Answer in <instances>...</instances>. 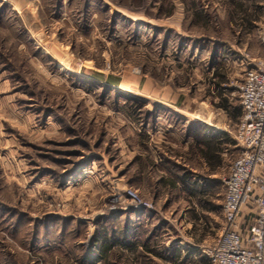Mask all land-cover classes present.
<instances>
[{
    "label": "rangeland",
    "instance_id": "374dc122",
    "mask_svg": "<svg viewBox=\"0 0 264 264\" xmlns=\"http://www.w3.org/2000/svg\"><path fill=\"white\" fill-rule=\"evenodd\" d=\"M263 30L264 0H0V264H211L236 151L213 176L191 139L234 137Z\"/></svg>",
    "mask_w": 264,
    "mask_h": 264
},
{
    "label": "built area",
    "instance_id": "2783aa9c",
    "mask_svg": "<svg viewBox=\"0 0 264 264\" xmlns=\"http://www.w3.org/2000/svg\"><path fill=\"white\" fill-rule=\"evenodd\" d=\"M234 87L242 107L237 152L225 179L223 227L204 255L211 264H264V60H253ZM127 195L135 209L153 210L135 191Z\"/></svg>",
    "mask_w": 264,
    "mask_h": 264
},
{
    "label": "crops",
    "instance_id": "0c3cea01",
    "mask_svg": "<svg viewBox=\"0 0 264 264\" xmlns=\"http://www.w3.org/2000/svg\"><path fill=\"white\" fill-rule=\"evenodd\" d=\"M206 133H207L206 136L208 137V140H206V142H200L198 140L194 141L193 139H191L192 140L191 143H192L193 148L198 149V152L200 153V157L204 160L206 166L209 168V171L213 174V176H216L222 169V166L224 163L223 157L225 155H228V152H229V150L225 151V148H224L225 145L234 149L232 152L233 154H234V151L237 152V145H236V142L234 141V137L224 136V134L222 132H219V130L217 129H211L209 134L208 132ZM208 144L210 146L211 154H212V157L210 158L209 161L206 158V153L208 152ZM193 194L195 195L196 193L193 192ZM103 247H100V246L98 247L99 258L98 259L93 258V260L91 262L88 261L87 264H102L103 263L101 259ZM137 250L139 251L142 250V247H138ZM109 255L110 253L108 254V256ZM75 264H83V263L76 262Z\"/></svg>",
    "mask_w": 264,
    "mask_h": 264
},
{
    "label": "trees",
    "instance_id": "16d2710c",
    "mask_svg": "<svg viewBox=\"0 0 264 264\" xmlns=\"http://www.w3.org/2000/svg\"><path fill=\"white\" fill-rule=\"evenodd\" d=\"M215 75L216 77L219 78V72H216ZM223 82H224V79L221 80V82H215L214 87L217 89V94L219 95V98H220V104L218 105V107L228 112L231 105H230L228 96H226L225 94L227 91H226V88H224L225 86L223 87V84H222ZM236 109L237 111H236V114L234 115V118L239 122L241 115H242V107L238 106ZM211 157H212L211 149L208 144V152L206 153V158L209 161ZM96 241L98 242V240ZM125 246L129 249V251L133 255H135V259H134L135 261L140 260L142 261V264H145L147 259L145 258L142 252H139V250H137L138 245H136L135 243H132V244H126ZM142 249L143 250L145 249V251H150V249L145 245L142 247ZM111 250H112L111 245L108 243L103 247L101 259L104 264H115L111 262V260H109L108 254L110 253Z\"/></svg>",
    "mask_w": 264,
    "mask_h": 264
},
{
    "label": "bare ground",
    "instance_id": "6f19581e",
    "mask_svg": "<svg viewBox=\"0 0 264 264\" xmlns=\"http://www.w3.org/2000/svg\"><path fill=\"white\" fill-rule=\"evenodd\" d=\"M135 94V93H134ZM135 95H137V94H135Z\"/></svg>",
    "mask_w": 264,
    "mask_h": 264
}]
</instances>
